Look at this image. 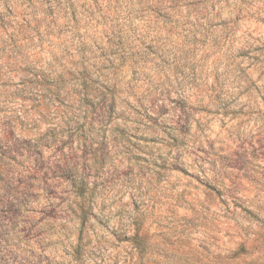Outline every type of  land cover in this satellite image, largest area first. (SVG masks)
Returning a JSON list of instances; mask_svg holds the SVG:
<instances>
[{
	"label": "rangeland",
	"instance_id": "rangeland-1",
	"mask_svg": "<svg viewBox=\"0 0 264 264\" xmlns=\"http://www.w3.org/2000/svg\"><path fill=\"white\" fill-rule=\"evenodd\" d=\"M0 264H264V0H0Z\"/></svg>",
	"mask_w": 264,
	"mask_h": 264
}]
</instances>
